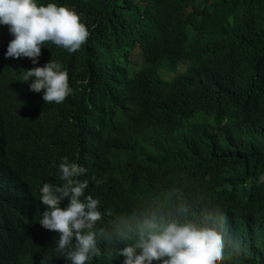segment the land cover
Returning a JSON list of instances; mask_svg holds the SVG:
<instances>
[{
	"label": "trees",
	"instance_id": "16d2710c",
	"mask_svg": "<svg viewBox=\"0 0 264 264\" xmlns=\"http://www.w3.org/2000/svg\"><path fill=\"white\" fill-rule=\"evenodd\" d=\"M175 1L84 0L78 12L91 34L80 58L68 60L78 84L72 98L40 115L24 114L19 95L12 84L8 88L9 73L0 71V118L7 117L0 120L6 125L0 128V264H50L45 248L29 239L32 189L50 175L57 178L62 158L85 164L86 147L93 158L89 166L107 182L105 201L119 210L156 201L167 208V179L184 203L199 209L203 206L189 195L198 189L210 195L209 207L225 225L230 213L264 207V0H202L204 15L188 13ZM135 52L148 66L137 78L127 70ZM181 64L185 68L173 84L216 130L234 133L246 153H256L235 173L240 186L231 191L202 188L180 163L167 171V69L175 73ZM228 86L239 97L254 92L260 100L245 109L231 106L225 102ZM187 147L173 146L169 164ZM243 183H254V189ZM157 186L164 196L152 199L147 192ZM247 233V240L237 239L238 252L220 264L238 262L250 244L264 252V223L254 219ZM123 259L116 254L92 264Z\"/></svg>",
	"mask_w": 264,
	"mask_h": 264
},
{
	"label": "clouds",
	"instance_id": "9594fccd",
	"mask_svg": "<svg viewBox=\"0 0 264 264\" xmlns=\"http://www.w3.org/2000/svg\"><path fill=\"white\" fill-rule=\"evenodd\" d=\"M87 1V0H86ZM202 0H176L188 13L203 14ZM79 0H0V71H7L13 90L21 99L25 115H40L50 105L72 98L78 84L68 60L80 58L90 28L78 11ZM141 59V58H140ZM146 62L127 66L133 78L147 68ZM177 72L167 69V171L180 163L188 176L202 188L233 190L235 173L251 162L256 153H246L239 138L229 131L216 130L209 117L185 97L172 80ZM217 77L228 80L223 73ZM225 102L245 109L260 100L254 92L239 97L230 87ZM90 146V136H86ZM187 143L169 164L173 146ZM87 150V151H86ZM85 164L61 159L57 178L51 175L32 189L33 207L27 218L29 239L44 247L48 260L58 264H92L94 259L109 261L116 254L123 264H220L228 253L239 250L247 240V227L258 218L264 223V207L239 209L230 213L226 225L209 207L211 196L198 189L191 196L203 208L183 202V196L167 179V208L140 203L122 211L108 204L106 180L86 161L92 154L86 147ZM216 172V173H214ZM249 191L255 184H241ZM222 186V188H220ZM152 199L164 193L159 186L147 192ZM261 255V256H259ZM263 258L255 245L238 262L246 264ZM225 262V260H223ZM26 264H31L26 262Z\"/></svg>",
	"mask_w": 264,
	"mask_h": 264
},
{
	"label": "bare ground",
	"instance_id": "6f19581e",
	"mask_svg": "<svg viewBox=\"0 0 264 264\" xmlns=\"http://www.w3.org/2000/svg\"><path fill=\"white\" fill-rule=\"evenodd\" d=\"M11 87V83L10 82H8V88H10ZM50 118H52V117H50ZM27 146H29V147H41V148H43V145L42 144H32L31 142H27ZM16 151V150H15ZM87 151V150H86ZM37 153L39 152V153H42L43 152V150H37L36 151ZM20 154V153H19ZM36 154V153H35ZM21 155V154H20ZM86 160V159H85ZM86 163H88V166H89V160L88 161H86ZM23 176H25V175H23ZM1 181V180H0ZM24 200V199H23ZM5 202V201H4ZM24 203V202H23ZM31 205V204H30ZM4 207V206H3ZM2 207V208H3ZM24 209V208H23ZM32 209V208H31ZM7 210V209H6ZM27 210H29L30 211V209H27ZM8 211V210H7ZM5 212V211H4ZM10 212V211H9ZM28 212V211H27ZM30 213V212H29ZM2 216V215H1ZM29 216V215H28ZM4 217V216H3ZM20 219H22V217L20 218ZM1 220V219H0ZM21 221V220H20ZM2 222V221H1ZM24 222V221H23ZM24 223H26V222H24ZM3 224V223H2ZM1 224V225H2ZM26 225V224H25ZM27 226V225H26ZM20 229V228H19ZM28 229V228H27ZM17 230V229H16ZM23 230V229H22ZM25 230H26V228H25ZM24 232L25 231H23V234H24ZM15 254V253H14Z\"/></svg>",
	"mask_w": 264,
	"mask_h": 264
},
{
	"label": "rangeland",
	"instance_id": "374dc122",
	"mask_svg": "<svg viewBox=\"0 0 264 264\" xmlns=\"http://www.w3.org/2000/svg\"><path fill=\"white\" fill-rule=\"evenodd\" d=\"M133 61L137 64V65H140L141 63V59L139 57L138 54H136V52L133 54ZM100 80H102V78H100ZM110 79L109 78H106V81H109ZM108 109H111L113 108L112 105H108L107 106Z\"/></svg>",
	"mask_w": 264,
	"mask_h": 264
},
{
	"label": "water",
	"instance_id": "95a60500",
	"mask_svg": "<svg viewBox=\"0 0 264 264\" xmlns=\"http://www.w3.org/2000/svg\"><path fill=\"white\" fill-rule=\"evenodd\" d=\"M1 83H2V81H0V84H1ZM0 114H2L1 111H0ZM5 119H7V117L2 116V117L0 118V120H5ZM4 126H5V128H6V125H3V124L0 125V128H4ZM33 126H34V125H30L28 128L34 131ZM17 166H18V165H17ZM21 172H24V171L22 170Z\"/></svg>",
	"mask_w": 264,
	"mask_h": 264
}]
</instances>
